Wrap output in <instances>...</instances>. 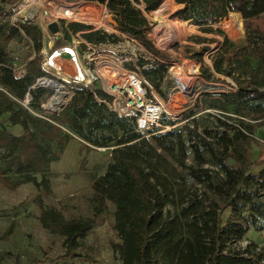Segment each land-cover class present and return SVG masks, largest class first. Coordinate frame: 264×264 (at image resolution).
<instances>
[{
    "label": "trees",
    "instance_id": "trees-1",
    "mask_svg": "<svg viewBox=\"0 0 264 264\" xmlns=\"http://www.w3.org/2000/svg\"><path fill=\"white\" fill-rule=\"evenodd\" d=\"M11 1L0 0V12ZM87 1L106 4L115 15L116 20L111 17L114 28L154 51L146 39L151 26L136 5L143 4L147 13L158 9L161 13L168 7L166 2L162 4L164 0ZM173 1L182 7L172 18L184 22L221 21L230 13L242 18L244 44L234 45L225 39L210 58L212 68L200 73L207 82L215 80L214 75L228 77L234 88L206 102L207 108L219 112L203 114L210 124L199 130L193 118L191 124L177 130L146 138L136 133L128 120L97 101H109L106 93L74 89L63 113L69 131L87 146L112 150L105 172L91 185L92 217L65 221L42 203V197L52 195L49 175L59 154L30 129L28 111L0 91V116L8 114L10 124L22 129L20 136L0 131V185L9 191L27 183L34 185L39 192L38 223L62 239L68 255L79 247L110 203L114 206L112 229L118 239L112 251L121 264H264V245L252 241L241 245L251 228L264 231V169L251 173L253 166L264 161L252 162L248 156L257 144L254 129L264 126V0ZM2 17L0 13V86L23 99L28 84L10 71L7 48L11 41L27 40L35 50L26 64L27 72L43 75L39 54L43 34L34 24H10ZM169 22L162 20L157 30L163 33ZM106 23L110 26L107 18ZM69 28L92 29L77 23ZM83 38L97 41L92 34ZM49 87L54 90L51 101L57 89L67 91L60 83L51 82ZM32 93L37 100L45 92ZM224 105L233 107L238 118H225L220 109ZM162 123L171 124L166 118Z\"/></svg>",
    "mask_w": 264,
    "mask_h": 264
},
{
    "label": "rangeland",
    "instance_id": "rangeland-1",
    "mask_svg": "<svg viewBox=\"0 0 264 264\" xmlns=\"http://www.w3.org/2000/svg\"><path fill=\"white\" fill-rule=\"evenodd\" d=\"M22 2L23 0H13L3 7L0 13L3 20L10 24H15L18 21L28 22L41 30L44 39L39 53L41 56L40 66L50 49L47 42L52 38L48 39L44 35L49 24H58L59 33L63 36L59 37L57 45L64 44L63 41L74 43L80 39L83 40V36L87 34H92L97 41L103 42L108 38L100 35L97 30L99 28L106 30L110 26L114 28L111 17L115 15L110 13L106 4H100L98 1L42 0V5L33 3L29 6L30 13L27 17L17 11L22 6ZM164 2L168 7L161 13L159 9L147 13L143 4L136 6L151 26L146 33V39L151 43L154 51L160 55L168 77H170V69L173 64H194L198 69L200 80L192 82V89H195L196 93H206L205 105L206 102H212L210 100L220 98L221 94L232 91L230 78L214 75L215 80L207 82L202 80L200 73L203 68H209L212 65L210 58L221 47L225 39L234 45L244 44L241 16L230 13L226 19L221 21H207L200 24L186 21L185 23L189 24V29L182 31L177 29L184 21L172 18L173 14L182 6L175 4L173 0H164L162 4ZM106 18L110 26L106 23ZM162 20H170V22L166 24L163 33H160L157 29ZM73 23L91 26L92 29H70L69 24ZM7 49L10 58V71L15 78L23 79L29 87L34 83L36 77L28 74L26 64L35 56V50L27 40L11 41ZM181 87L184 89L185 84H182ZM47 88L40 89L45 93L37 100L31 93L33 99L29 105L24 103V98L18 99L14 95H10L2 86H0V91L11 96L15 104L28 111L30 129L41 142L48 143L52 150L59 154L58 161L51 165L49 175L52 195L42 197L43 205L59 212L65 221L75 218L87 219L93 215L89 204L92 197V182L105 172L111 161L112 148L99 149L87 146L70 132L64 122L65 109L60 114L50 112L59 109V106H54L59 98V91H64L66 94L68 92L57 89L55 99L46 102L53 92ZM45 102L46 106L43 107ZM220 109L225 118L234 120L238 118V115L233 112V107L224 105V108L220 107ZM185 119L183 116L176 121L181 125L175 130L183 126V123L191 124L193 121V118L187 121ZM194 119L199 124V130L204 125L210 124L208 123L210 122L209 117H205V115L194 116ZM246 122L248 123V121ZM248 124H253V122ZM254 130L253 135L258 132V138H261L263 142L256 141L257 144H254V147L256 146L260 150L264 147V126H259ZM0 131L14 136L22 134L19 125L12 126L10 124L8 114L0 116ZM35 176L37 180H40L39 174ZM38 196L39 192L32 183L21 185L14 191L6 190L0 185V264H121L118 256L112 251V245L118 243L112 229L114 222V206L112 204L107 203L105 213L95 220L88 233L80 240L79 247L71 255H68L62 244V239L40 227L37 219L40 214L37 203ZM227 216L228 211L223 213L222 218L225 220ZM258 233L251 228L241 245L244 246L249 240L252 242L257 240ZM257 244L264 245L260 242Z\"/></svg>",
    "mask_w": 264,
    "mask_h": 264
},
{
    "label": "built area",
    "instance_id": "built-area-1",
    "mask_svg": "<svg viewBox=\"0 0 264 264\" xmlns=\"http://www.w3.org/2000/svg\"><path fill=\"white\" fill-rule=\"evenodd\" d=\"M113 18L116 20L115 16ZM45 32L44 35L48 39L52 38L47 42L50 49L40 66L43 75L37 76L25 92L23 98L27 105L33 99L32 92L47 88L43 86L46 80L58 81L68 92L58 104L59 109L50 111L54 114L63 112L73 96L74 89L88 90L93 94L101 90L110 97V100L97 101L103 103L118 117L128 120L135 132L144 137L175 130L181 125L176 121L183 116L187 121L197 115L219 113L205 105L206 93H196L195 89H192V82L200 80L198 69L194 64L175 63L171 66L168 77L160 55L149 50L134 36L119 27H108L106 30L99 28L97 32L108 38L103 42H87L80 39L69 43L62 39L64 42L62 45H57L59 37H63L59 31L51 34L46 28ZM63 46L67 50L65 54L67 59L60 63L59 68L68 69L74 66L81 76L91 78L89 86L65 84L48 70L55 67V57ZM211 68L212 65L209 69ZM182 84H185L184 89L181 87ZM53 95L54 92L46 102ZM163 118L169 120L171 124H163Z\"/></svg>",
    "mask_w": 264,
    "mask_h": 264
},
{
    "label": "bare ground",
    "instance_id": "bare-ground-1",
    "mask_svg": "<svg viewBox=\"0 0 264 264\" xmlns=\"http://www.w3.org/2000/svg\"><path fill=\"white\" fill-rule=\"evenodd\" d=\"M33 3L34 4H38V5H42L43 2H42V0H23L22 6H20L17 9V11L22 16L27 17L29 15V13H30V7L29 6L31 4H33ZM28 21H30V20H28ZM238 26L240 27L239 22H238ZM187 29H189V24L184 22V23L180 24V27L177 30L186 31ZM65 54H67L66 48L64 46L60 47V51H58V53H57V55L55 57V67L54 68H48V70L53 75L57 76L59 78V80L61 82L65 83V84H71V85H75V86H89L90 83H91V78L89 76H87V77L81 76L79 73H77V71H76L77 69L74 66H71L68 69H60L59 68L60 67V63L62 61H66L65 59H67ZM51 82H55V81L46 80L45 82H43V86L50 88L49 84ZM55 83H59V82L56 81ZM50 89H52V88H50ZM53 92H54V90H53ZM65 95H66V93L64 91H59V98L54 103V106H58V104L60 102H62V100L65 97ZM49 104H50V102H49Z\"/></svg>",
    "mask_w": 264,
    "mask_h": 264
},
{
    "label": "crops",
    "instance_id": "crops-1",
    "mask_svg": "<svg viewBox=\"0 0 264 264\" xmlns=\"http://www.w3.org/2000/svg\"><path fill=\"white\" fill-rule=\"evenodd\" d=\"M258 137H259L258 136V132H256L255 135H254V139L256 141L262 142V139L258 138ZM248 156H249V159L252 162L264 161V147L261 148L260 150H258V148H256V146L254 147V145H252L251 150L248 151ZM257 156H258V158H256ZM252 157H254V158H252ZM263 169H264V164L263 165H259V166H253L251 168V173L253 175H256ZM253 170H255V171H253ZM263 203H264V200H263ZM256 237H257V240H254L253 242H255V243H259V242L260 243H264V231L259 232L258 236H256Z\"/></svg>",
    "mask_w": 264,
    "mask_h": 264
},
{
    "label": "water",
    "instance_id": "water-1",
    "mask_svg": "<svg viewBox=\"0 0 264 264\" xmlns=\"http://www.w3.org/2000/svg\"><path fill=\"white\" fill-rule=\"evenodd\" d=\"M47 30L51 34H55L59 31V27L56 23H51L47 26Z\"/></svg>",
    "mask_w": 264,
    "mask_h": 264
}]
</instances>
